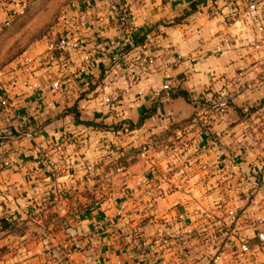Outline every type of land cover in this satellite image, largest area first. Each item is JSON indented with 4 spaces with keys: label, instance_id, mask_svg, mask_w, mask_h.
<instances>
[{
    "label": "crops",
    "instance_id": "crops-1",
    "mask_svg": "<svg viewBox=\"0 0 264 264\" xmlns=\"http://www.w3.org/2000/svg\"><path fill=\"white\" fill-rule=\"evenodd\" d=\"M107 1L84 0L97 8L92 29L83 31L87 70L77 69V51H57L65 68L48 62L47 42H35L0 70V85L12 98L0 115V218L15 224L0 230V264H264V239L257 236L264 235L258 221L264 215V31L249 19L252 0H204L176 22L190 0H131L132 28L115 18L93 21ZM20 4L0 0V21ZM66 17L64 28L72 27ZM146 30L150 37L140 44ZM119 47L127 52L111 64ZM39 52L41 58L34 56ZM145 52L153 60L119 93ZM25 54L34 58L31 73L20 64ZM101 83L112 106L98 92ZM142 114L137 130L149 136L145 154L128 149L134 147L129 134L98 127L120 118L136 123ZM67 134L56 149L53 143ZM116 143L126 152L123 170L106 164ZM225 160L231 165L221 181ZM153 170L167 172L176 185L162 184L156 194L149 186ZM251 170L260 181L248 176ZM228 207L238 210L230 238L213 227ZM180 213L185 216L177 219ZM160 223L169 245L153 240ZM202 226L211 234L206 245L197 234ZM241 238L257 245L254 261L237 255Z\"/></svg>",
    "mask_w": 264,
    "mask_h": 264
},
{
    "label": "built area",
    "instance_id": "built-area-1",
    "mask_svg": "<svg viewBox=\"0 0 264 264\" xmlns=\"http://www.w3.org/2000/svg\"><path fill=\"white\" fill-rule=\"evenodd\" d=\"M264 0H252L247 4L249 19L254 21V26L258 31H264V24L262 21H259L257 18V9L260 4ZM131 0H108L107 1V10L105 12H100L96 14L93 21L98 23L99 21L104 20L105 18H115L119 23L124 25L125 27L132 28L133 22L135 19L134 10L130 7ZM22 4H20L19 10H21ZM97 8H88L84 5V0H71L67 5L66 14L69 16L70 26L69 28H64V33L60 35V37L56 40V42L51 44L49 52L45 55V58L48 62L55 61L59 67L65 68L67 63L64 56L58 54L57 51H68L71 50L80 52L81 59L77 66L79 71H85L88 68L90 63V52L87 47V43L89 42L88 36L84 34V29H88L89 31L92 29V24H89V19L93 11ZM2 23H8V14L4 18V20L0 21V29ZM94 34V33H93ZM93 37V36H92ZM143 60L141 61L138 68L129 69L125 73V84L119 93H123L125 90L129 89L135 82L137 81L139 75V69L142 66L143 62H151L153 60L152 55L149 53H144ZM142 60V59H141ZM33 63L34 58L31 55L25 54L22 55L20 64L22 66V70L25 73H31L33 71ZM58 84L54 85V88H57ZM107 85L105 83H101L98 85V92L104 93L103 101L105 104L109 106L113 105L114 97L110 95L108 92H105ZM163 88L169 87V84H163ZM11 95L8 89L4 87H0V115L4 113L7 107L11 105ZM217 105V103L215 104ZM219 108V107H218ZM223 109V108H219ZM25 134L32 136L33 131L26 130ZM118 135L129 134V143L131 145L139 148V151L145 154L149 149V136L145 134V132L138 131L137 129L131 128L127 125H123L119 131L117 130ZM68 134L57 140L53 143V146L61 150L64 145L66 139H70ZM124 147L121 144H113L110 148L109 152L105 154V159L107 162L110 161L111 167H115L116 169L123 170L125 168V164L118 163L116 160V156H118ZM74 153L77 155L79 153V147L74 149ZM230 163L225 160V166L219 173V179L221 181H225L228 178ZM153 178L149 180L150 189H154L156 194L162 192V184H166V188L174 187L176 184L170 180V176L167 172L164 171H152ZM165 189V188H164ZM126 198L129 197L131 199L134 198L132 192L128 191L126 193ZM123 207L121 204L120 208ZM184 213H180L177 215V219L184 218ZM238 219V210L235 207H228L225 210V220L220 221L218 226L220 232L226 236V238H230L233 234L234 225L236 224ZM259 222H264V215L258 218ZM199 235L202 244H208L211 241V234L207 230H199ZM155 239H153L157 243H161L164 245H169V236L164 231V223L158 224L155 229ZM258 238L264 239V235L262 232L257 233ZM156 247V245L154 246ZM174 247V246H173ZM236 253L237 255L244 259L247 262H252L255 260L258 254V247L255 243H252L246 238H241L236 242ZM218 255L215 254L213 260L217 259Z\"/></svg>",
    "mask_w": 264,
    "mask_h": 264
},
{
    "label": "rangeland",
    "instance_id": "rangeland-1",
    "mask_svg": "<svg viewBox=\"0 0 264 264\" xmlns=\"http://www.w3.org/2000/svg\"><path fill=\"white\" fill-rule=\"evenodd\" d=\"M70 1L39 0L32 2L25 13L17 17L10 26L4 28L0 32V70H3L9 61L17 60L20 57L19 54L26 52L35 42H47L48 46L56 42L64 33V22L67 21L66 8ZM34 56L41 58L42 52ZM9 224V228L15 227V224L11 222ZM39 253L42 255L41 252Z\"/></svg>",
    "mask_w": 264,
    "mask_h": 264
},
{
    "label": "trees",
    "instance_id": "trees-1",
    "mask_svg": "<svg viewBox=\"0 0 264 264\" xmlns=\"http://www.w3.org/2000/svg\"><path fill=\"white\" fill-rule=\"evenodd\" d=\"M20 3L22 4V8L21 10H14V11H11L8 13V23L5 24V23H2V26H1V29H0V32L3 31L4 28L8 27L11 25V23L19 16H21L23 13H25V11H27V9L29 8V6L32 4V2H35V1H39V0H19ZM204 0H190L189 3H188V6L186 7V9L178 14V15H175L173 18H172V21L173 22H176V21H179L181 20L184 16L186 15H189L190 13L194 12L195 10H197V8H199V6L202 4ZM211 6L209 5L207 8H210ZM144 37V39L140 42V44H143L144 40L145 39H149L150 35H149V30H146L145 32H143L140 37ZM127 47H119L117 49H115L114 53L111 55V59H110V63H120L124 56H125V53L127 52ZM23 53V52H22ZM22 53H20L19 55H21ZM138 54L141 55V52H139ZM106 68V67H105ZM98 82V80L96 81ZM98 83H95L94 85L96 86ZM178 92H181L178 90ZM71 111H75L73 109V107L70 109ZM76 112V111H75ZM74 112V113H75ZM147 114H142L140 116V118L138 119V122L136 123H133L131 122L130 120H128L127 118H120L118 121L116 122H113L112 124L110 125H107V124H98V127L99 128H102L104 130H111V131H117L119 130L123 125H127L131 128H134V129H137L139 127V123L141 122L143 116H146ZM243 115V113L241 114ZM92 121H88V123H91ZM93 125H97V122L93 121L92 122ZM26 130H20L19 133L21 134H24ZM4 137V134L3 133H0V139H2ZM132 148H135V150H139L138 147L134 146V147H128V149H132ZM116 160L118 161V163H122V164H125L126 163V152L124 151V148L122 149V152L116 156ZM107 165H110V161L109 162H106ZM249 177L252 178V180L254 181H260L261 180V174L259 172H255V171H250L249 174H248ZM10 226L9 222L7 220H5L4 218H0V230H3V229H6ZM214 231L215 232H220V229H219V226L218 225H215L214 224ZM198 230H207L205 227H199ZM200 231L197 232V234H199ZM186 246H184L185 248Z\"/></svg>",
    "mask_w": 264,
    "mask_h": 264
}]
</instances>
